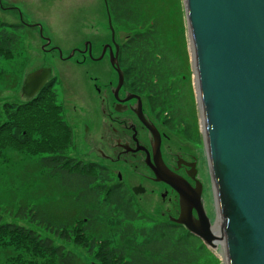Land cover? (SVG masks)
I'll list each match as a JSON object with an SVG mask.
<instances>
[{"label": "trees", "instance_id": "trees-1", "mask_svg": "<svg viewBox=\"0 0 264 264\" xmlns=\"http://www.w3.org/2000/svg\"><path fill=\"white\" fill-rule=\"evenodd\" d=\"M177 2L176 27L182 33L183 6ZM107 3L118 34L121 27H135L121 41L120 61L128 80L149 93L160 111L188 103L183 93L192 89L186 39H169L175 27L168 25L173 8L169 5L171 12H166L167 0ZM11 27L0 21V59L7 61L15 58L20 39ZM55 82L50 78L33 97L0 107V163L10 162L12 150L36 157L47 181L55 182L56 192L62 191L76 214L65 221L37 205L16 209L17 218L49 236L2 222L0 215V249L11 252L0 264H87L64 244H55V238L73 242L99 264H219L212 250L182 226L161 215L154 219L143 214L132 192L109 168L68 155L75 148L74 133Z\"/></svg>", "mask_w": 264, "mask_h": 264}, {"label": "water", "instance_id": "water-1", "mask_svg": "<svg viewBox=\"0 0 264 264\" xmlns=\"http://www.w3.org/2000/svg\"><path fill=\"white\" fill-rule=\"evenodd\" d=\"M183 5L215 206L213 222L199 180L192 187L171 172L158 146L149 165L154 179L179 195V214L171 221L208 248L223 241L224 264H264V0H183ZM112 65L119 88L123 74L116 59ZM50 76L48 69L29 74L23 82L26 97H33ZM132 191L140 194L144 188L138 185Z\"/></svg>", "mask_w": 264, "mask_h": 264}, {"label": "rangeland", "instance_id": "rangeland-1", "mask_svg": "<svg viewBox=\"0 0 264 264\" xmlns=\"http://www.w3.org/2000/svg\"><path fill=\"white\" fill-rule=\"evenodd\" d=\"M72 1L74 0H45L44 2L33 0V4L30 6L23 2H19L20 6L24 8V14L26 16H33L36 21L42 22L48 26L45 27L43 36L50 41V45L58 48L63 56L68 55L71 48L80 45L84 41L94 39L106 40L109 38V32L106 28L100 27L97 29L98 31L92 32L89 29L79 27L71 18L73 13L71 11L73 6ZM169 1H171V5ZM172 1L174 5H172ZM180 2L183 6L182 22L184 30L182 33H180V28L176 27L178 23L176 18V16L178 17L176 12L177 0H167V6L165 5L167 13L171 12L170 6L173 8L168 25L169 27H175L168 36L170 41L173 38L177 39V42H179V40L182 41L181 38L183 36L186 39V49L188 51V61L191 69L190 77L192 89L183 92L184 96L189 100L188 103H183V106H185L187 110L189 109L190 112H195L196 120L201 129V114L196 98L195 77L189 49V40L187 39L188 30L183 0H180ZM62 9H66L71 13L66 16L67 19L64 21L58 17V13ZM76 9L84 16V13L89 14L99 9L102 10L103 5L101 1L98 0H83V5H78ZM14 20L15 18L10 14L0 11L1 22L12 23ZM58 24L61 25L58 26ZM134 28V26L130 29H122L121 27L118 39L123 41L126 36L133 33L132 31ZM18 33L20 39L15 58L8 61L0 59V107L5 102L19 103L27 100L23 90L25 78L29 74L40 69L50 70V78H55L56 80L55 89L58 93L59 103L64 109L65 120L71 125L74 133L75 148L70 150L68 155L84 161L96 162L94 159L88 157L83 144L85 134L82 127H84L83 124L85 123L84 113L86 110L84 105H82L81 97L93 91L94 83L91 80L93 76L99 75L103 78H111V74H109V70L107 69V64L104 62L95 65L89 64L88 62L82 64L78 63L76 58L61 60L56 52L46 53L42 50L43 43L37 29L23 28L18 31ZM193 125H195V120ZM200 146L202 147V144ZM203 150L204 147L201 148L202 154ZM9 154L11 155L10 162L0 163V215L2 216V222H12L23 225L27 228L36 230L42 236H49L41 227L29 223L27 220L17 218L15 216L16 209L25 204L28 206L37 205L47 213H51L58 218L69 221L73 219L76 214L74 206L70 200H66L62 196V191H60L61 193H59V191L56 192L55 182L47 181L46 174L43 173L40 168L36 157L25 156L15 150L10 151ZM201 162L202 170L200 174L201 181L204 185V193L202 195L204 208L209 218L213 221L215 218V206L205 154H203ZM113 168L115 171L121 173L128 187H131V185L139 181V177L131 168L123 164H118ZM138 170L140 172L141 168H138ZM68 195L71 196V191ZM135 200L143 214L154 219L160 218L161 210L163 207H166V205L162 204L160 199L152 193L135 195ZM176 208L177 206H174L170 211L171 215H173V211ZM54 241L55 244H64L66 249L74 251L85 263L90 264L92 261L91 258L86 255L85 250L78 247L73 242H64L57 238H55ZM8 254H11V252L0 249V261ZM215 256L218 258L219 264H224L222 255L215 253Z\"/></svg>", "mask_w": 264, "mask_h": 264}, {"label": "flooded vegetation", "instance_id": "flooded-vegetation-1", "mask_svg": "<svg viewBox=\"0 0 264 264\" xmlns=\"http://www.w3.org/2000/svg\"><path fill=\"white\" fill-rule=\"evenodd\" d=\"M32 1L0 0V11L15 18L12 23H4L13 26L11 28L18 31L23 28L37 29L43 43L42 50L46 53L56 52L61 60L76 58V61L82 64L88 62L95 65L104 62L111 74L110 79L99 75L90 78L94 83L93 91L81 97L82 105L86 110L84 113L85 123L82 127L85 134L83 144L88 157L115 173L119 182H122L134 197L139 194H134L132 188L138 185L144 188V192L140 194H155L162 204L166 205L160 215L176 224L170 218L178 217L179 195L166 182L154 179L149 163L154 162L155 154L158 155V146L159 155L171 172L182 177L192 187H195L196 180L202 183L201 160L203 154L206 157V152L198 121H196V128L193 125L196 120L195 112H190L189 109L188 111L183 105L170 106L167 111H160L159 108L154 107V99L150 97L149 93L141 90V87L132 80H128L120 61L119 34L116 32L113 15L109 10L108 3L106 7L105 0H98L103 5L102 10L99 9L89 14L84 13V16L76 9L78 5H83V0L72 1V20L79 27L92 32L98 31L97 29L100 27L106 28L109 38L84 41L71 48L66 56H63L58 48L50 45V41L43 36V31L48 26L36 21L33 16L29 17L24 14L25 10L19 2L30 6L33 4ZM44 1L38 0V2ZM70 14L68 10L62 9L59 11L58 17L64 21ZM60 25L58 24V26ZM110 26L114 31V40ZM115 59L123 74V81L119 88H117L118 72L112 65V60L115 61ZM203 147L202 154L201 148ZM118 164L131 168L139 177V181L128 187L121 173L113 168ZM138 168H141L140 172ZM203 193L204 185L202 183V195ZM174 206L177 208L171 215L170 211ZM193 213L195 215V211Z\"/></svg>", "mask_w": 264, "mask_h": 264}, {"label": "bare ground", "instance_id": "bare-ground-1", "mask_svg": "<svg viewBox=\"0 0 264 264\" xmlns=\"http://www.w3.org/2000/svg\"><path fill=\"white\" fill-rule=\"evenodd\" d=\"M187 39H188V35H187ZM189 40V39H188ZM189 42V41H188ZM205 152H206V150H205ZM206 157H207V153H206ZM207 163H208V159H207ZM213 222V221H212ZM218 226H219V223H216V225H214L213 226V230L214 231H217V229H218ZM216 243H217V247L215 248V249H211L210 247H209V249L210 250H212V253L213 254H215V253H218L219 255H222V258H223V261H224V247H223V241H216ZM208 247V246H207ZM218 248H219V251H218ZM222 253V254H221Z\"/></svg>", "mask_w": 264, "mask_h": 264}]
</instances>
